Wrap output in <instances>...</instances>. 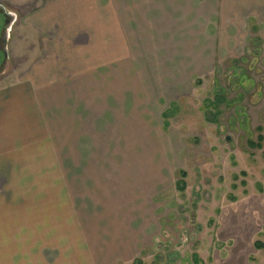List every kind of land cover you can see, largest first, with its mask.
<instances>
[{
    "label": "rangeland",
    "instance_id": "1",
    "mask_svg": "<svg viewBox=\"0 0 264 264\" xmlns=\"http://www.w3.org/2000/svg\"><path fill=\"white\" fill-rule=\"evenodd\" d=\"M0 5L15 19L0 67L15 105L0 123L20 124L1 132L22 143L0 157L27 155L13 198L53 180L41 192L68 191L75 240L84 227L105 252L119 227L120 252L137 245L116 264H264V0ZM36 12L65 19L42 34L26 19ZM34 168L57 176L22 177Z\"/></svg>",
    "mask_w": 264,
    "mask_h": 264
},
{
    "label": "crops",
    "instance_id": "2",
    "mask_svg": "<svg viewBox=\"0 0 264 264\" xmlns=\"http://www.w3.org/2000/svg\"><path fill=\"white\" fill-rule=\"evenodd\" d=\"M102 1L105 3L108 0ZM129 1L134 2L135 0H125V2ZM154 1L159 4L163 3V6H165L166 2L167 9H170L168 3L170 4L171 0ZM159 10L157 8L156 16L165 18V13H159L161 11ZM51 17L52 14L44 15L42 12L26 15V19L29 20V26L42 34L52 33L59 18H62L63 21L65 19V15L59 16L56 13V25H52ZM82 29L84 32H91V29L79 26L78 29L74 30V33H79ZM32 98L36 99V94L32 95ZM25 102L24 105L27 104L25 107L26 113H23L22 117L26 118L28 116V106H32V104L30 101L26 104ZM14 105L7 106L0 97V115L2 114L6 120L10 121L11 112L10 114L8 113L9 108L7 107L11 109ZM35 105H38L37 101ZM19 113H21V110L17 112L16 116ZM86 114L88 113L85 112L84 116ZM15 120L19 122V117H15ZM1 121L4 123L5 120ZM17 122L13 125H3L0 123V153L3 155H5V146L22 145V143H18L12 138L10 139L8 134L2 137V132H7L9 129L19 130L20 124ZM35 128L38 129L37 126ZM26 156L21 155L20 152L16 154V157H0V264H116L125 257H132L133 250L135 252L138 251L136 245L134 248L133 246L127 247L129 252H120L119 249L122 246L120 245V241L122 238H120L121 233L118 232V229L120 231L119 227L111 228L112 237L110 239H112V242L110 243V247L104 250L105 252H103L101 247L97 248L96 251L94 250V246L92 247L89 243L84 227H81L77 240H75L76 228L80 225L78 218L81 217V214L79 211H76L73 201H70L68 191L66 192L67 197L65 201H57L56 197H48L42 193L48 190L53 192V189L57 190L59 188L57 183L53 187L54 182L51 179L46 184L45 191L37 184H31V186H26L24 192L28 194V197L20 194L22 198L18 196L13 198V195L19 192H16L12 186H8L9 179L13 177V169L17 170L13 168V165L25 164L26 160L24 158ZM41 157L42 154L34 155V161L41 160ZM56 171L53 169L34 168L26 170L22 177L24 176L29 179L42 176L54 177L57 176ZM117 236L119 237V243H117ZM76 242L78 243V247H76ZM77 248L80 249V252H75Z\"/></svg>",
    "mask_w": 264,
    "mask_h": 264
},
{
    "label": "flooded vegetation",
    "instance_id": "3",
    "mask_svg": "<svg viewBox=\"0 0 264 264\" xmlns=\"http://www.w3.org/2000/svg\"><path fill=\"white\" fill-rule=\"evenodd\" d=\"M14 21V16L4 6L0 5V67L5 64L8 57L10 31Z\"/></svg>",
    "mask_w": 264,
    "mask_h": 264
},
{
    "label": "trees",
    "instance_id": "4",
    "mask_svg": "<svg viewBox=\"0 0 264 264\" xmlns=\"http://www.w3.org/2000/svg\"><path fill=\"white\" fill-rule=\"evenodd\" d=\"M263 140L262 138H260V141ZM255 248L257 250H262L264 251V243L263 242H257L256 245H255ZM138 262V261H137Z\"/></svg>",
    "mask_w": 264,
    "mask_h": 264
}]
</instances>
